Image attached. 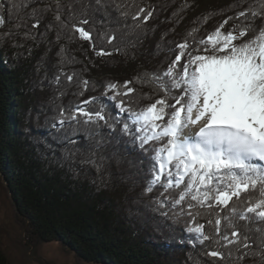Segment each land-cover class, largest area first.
I'll return each mask as SVG.
<instances>
[{
    "label": "snow or ice",
    "instance_id": "obj_1",
    "mask_svg": "<svg viewBox=\"0 0 264 264\" xmlns=\"http://www.w3.org/2000/svg\"><path fill=\"white\" fill-rule=\"evenodd\" d=\"M123 8L118 0H12L8 20L0 15V28L15 13V29L26 31L8 30L3 33L6 40L19 35L39 44L55 30L59 42L67 31L70 42H87L97 57L111 56L122 51L116 42L123 29H128L124 35H131L152 16L142 7L135 12ZM47 13L52 20L40 32ZM233 19L240 23L223 31ZM257 19L264 21V0L258 8L250 5L227 17L199 39L194 34L200 28L190 29L170 50L174 59L163 70L137 74L122 84L106 82L101 96L57 105L51 117L50 127L61 134L60 139L79 145L74 137L83 135L88 152L81 162L98 171L105 160L101 149L110 143L100 129H108L110 137L120 125L118 137L127 138L126 143L147 158V169H141L147 176L143 193L158 191L153 203L165 220L175 223L181 216L188 218L191 226L184 231L188 243L200 246L201 264H243L251 256L264 264V24L257 27ZM249 33L253 35L243 39ZM13 46L24 45L14 42ZM64 52L61 45L58 55ZM39 67L38 63L37 71ZM62 77L69 85L77 84L76 96L95 85L62 70L49 83L59 86ZM133 84L154 85L153 94L162 95L133 108L141 99L152 98L149 93L134 96ZM65 94L59 92L50 103ZM105 101L112 103L115 114ZM92 105L98 107L93 110ZM173 209L178 211L169 216ZM202 215L208 217L206 224L197 222Z\"/></svg>",
    "mask_w": 264,
    "mask_h": 264
},
{
    "label": "trees",
    "instance_id": "obj_2",
    "mask_svg": "<svg viewBox=\"0 0 264 264\" xmlns=\"http://www.w3.org/2000/svg\"><path fill=\"white\" fill-rule=\"evenodd\" d=\"M11 2L0 0L3 5L0 15L6 21ZM118 2L124 5L123 10L135 12L142 7L151 11L152 16L131 35H124L128 29H123L116 42L122 51L111 56L97 57L87 42H70L67 31L59 42L55 30L48 33L46 42L39 44L31 39L25 41L19 35L6 40L3 33L8 30L26 31L15 29V13L11 22L0 28V188L9 196L24 234L19 246L23 259H17L7 250L4 227L0 225V264H28L29 247L36 253L40 246L49 243H56L67 254H73L77 264H201L200 246L188 243V233L184 231L186 226H191L188 218L181 216L175 223L165 220L153 203L158 191L143 193L147 176L141 169H147V158L138 148L126 143L127 138L118 137L120 125L110 137L108 129H100L110 143L101 149L105 160L98 171L81 162L88 152L83 135L74 137L80 140L79 145L60 139L61 134L50 127L51 117L56 114L57 105L67 106L101 96L106 82L122 84L137 74L163 70L174 59L175 53L170 50L184 40L190 29L200 28L194 34L199 39L227 17H234L250 5L258 8L260 0ZM233 4L237 6L230 8ZM209 14L207 23H202ZM51 20L52 14L47 13L38 31L43 32L44 24ZM238 23L239 20H230L223 31ZM261 24L264 21H255L257 27ZM14 42L24 46L14 47ZM61 45L65 52L58 55ZM105 48L111 49L112 45ZM61 70L94 81L95 85L82 96L73 95L80 90L76 83L69 85L63 77L59 86L49 83ZM132 86L137 89L134 96L149 93L152 97L134 103L133 108L150 104L162 95L153 94L154 85ZM59 92L66 94L50 103ZM105 103L115 114L112 103ZM96 107L90 106L93 110ZM175 211L178 209L170 210L169 216ZM207 218L202 215L197 217V222L206 224ZM209 231L206 226L205 232ZM243 264H261V261L251 256Z\"/></svg>",
    "mask_w": 264,
    "mask_h": 264
},
{
    "label": "rangeland",
    "instance_id": "obj_3",
    "mask_svg": "<svg viewBox=\"0 0 264 264\" xmlns=\"http://www.w3.org/2000/svg\"><path fill=\"white\" fill-rule=\"evenodd\" d=\"M0 225L4 227V237L9 253L17 259H23L19 246L24 240V234L17 223L9 196L2 188H0ZM29 248L28 254L31 260L28 264H77L74 255L67 254L56 243L44 244L36 250V253L32 246Z\"/></svg>",
    "mask_w": 264,
    "mask_h": 264
},
{
    "label": "bare ground",
    "instance_id": "obj_4",
    "mask_svg": "<svg viewBox=\"0 0 264 264\" xmlns=\"http://www.w3.org/2000/svg\"><path fill=\"white\" fill-rule=\"evenodd\" d=\"M198 129H199V125L194 126V127L191 129V131L194 133V132L198 131Z\"/></svg>",
    "mask_w": 264,
    "mask_h": 264
}]
</instances>
